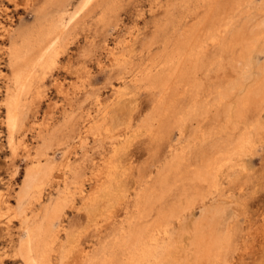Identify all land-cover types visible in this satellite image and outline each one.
<instances>
[{"label":"rangeland","instance_id":"1","mask_svg":"<svg viewBox=\"0 0 264 264\" xmlns=\"http://www.w3.org/2000/svg\"><path fill=\"white\" fill-rule=\"evenodd\" d=\"M34 1L36 6L44 2ZM25 2L19 0L17 10L10 1L0 2V25L12 30L21 21L33 22V12ZM216 2L222 4L224 0ZM71 3L69 12L78 9L74 22L60 38L55 62L40 83V92L28 112L26 130L20 135L23 145L34 153L44 129L48 127L54 133L49 154L56 171L42 198L47 201L61 193L65 204L63 229L57 233L49 254L51 263L81 264L82 252L95 253L98 259L106 251L107 258L114 257L113 263L106 260L108 264H124L125 257L114 241L126 237L125 230L131 227L127 219L135 213L133 199L138 192L156 198L152 199L151 213L179 206L185 195L196 197L180 220L168 224L172 230L166 242L169 250L159 251L145 264H198L196 250H203L205 243L199 239L201 235L208 236L212 244L202 259L204 264H264V101L257 113L247 111L229 120L223 109L222 113L214 111V96L219 88L241 79L244 89L258 77V71L255 67L245 69L241 62L203 63L195 78L202 88L191 87L193 82L189 80L176 79L170 93L165 94L161 86L151 87L142 75L149 67L153 74L160 72L161 65L153 68V64L173 50V36L169 35L164 43L161 35L151 38L154 25L166 18L164 8L158 5L173 4L171 7L176 9L178 0H123L117 17L103 20L101 7L93 2L83 8V0ZM241 3L231 6L223 20L232 28L242 25L248 33L264 15V0H251L248 6ZM201 11L204 7L199 8L200 14ZM64 21H69L68 17ZM195 21L194 18L188 24ZM212 52L209 50L207 55ZM238 52L239 47L234 46L231 53ZM263 59L259 54L258 60ZM242 91L236 87L231 91L228 102L232 106ZM247 136L249 142H245ZM225 139L245 145L241 152L230 154L225 165L212 168L206 180H190L193 170L224 154L217 151V146ZM0 140L5 143L4 136ZM170 142L176 145L170 148L166 144ZM21 147L14 157L5 145L0 147V192L9 204H15L26 166ZM176 155L181 156L178 163L173 160ZM202 194L214 216L210 214L197 231L191 221L199 216ZM9 217L5 208H0V264H20L9 246V240L17 238L19 222ZM208 257L211 262L207 259L205 263Z\"/></svg>","mask_w":264,"mask_h":264},{"label":"bare ground","instance_id":"2","mask_svg":"<svg viewBox=\"0 0 264 264\" xmlns=\"http://www.w3.org/2000/svg\"><path fill=\"white\" fill-rule=\"evenodd\" d=\"M3 1L4 0H0L1 3ZM6 1L12 2L15 7L19 4V0ZM25 1V7H29L33 12V22L26 24L21 21L20 26L12 30L5 28L4 25H0V138L4 136L5 140V143L0 140V147L2 148V145H5V148H7L11 156L14 157L18 153V148L22 145L21 148L24 150L26 158V166L22 174L23 177L15 194V204H9L7 199L3 197L4 194L0 192V208H5L8 216H10L8 220H11V218L18 219L20 229L17 238L9 240V246L11 247L10 251H12L14 257L20 260V264H52L49 254L53 243L57 241V233L60 229H63L61 217L63 204H65L61 193H58V195L55 193L57 196H54V198L50 197L47 201H44L42 198L46 185L52 181L54 170L56 171L55 161L49 154V150L53 144L54 133L52 130L48 131L49 128L46 127L44 129L46 130L44 134L40 135L42 137L41 143L36 147L34 153L30 151V148L23 145L24 142L20 135L26 130L29 122L28 112L33 108L32 103L40 92V83L47 70L50 69L55 62L57 47L60 45V38H62V35L68 31L69 27L74 22V14L78 9L75 12H69V6L72 4V0H44L39 6L35 5L37 1ZM250 1L251 0H224V3L219 4L216 0H178L176 9L171 7L173 4L164 5L161 3L158 5L164 8L166 18L161 24L154 25L151 39L153 40L158 35H161L164 38V43L168 39V36L171 35L174 37L172 41L173 50L170 55L166 58L164 57V61L161 60L162 62L160 61L153 64V68H156L157 64L161 65L162 68L160 72L153 74L151 72L152 67H149L147 71L146 69L148 67L144 70L146 73L142 76H144L146 83L148 81L151 87L161 86L165 94L170 93V87L173 85V80L176 79L179 81L185 79L189 80L193 82V85L190 83L191 87L194 86L197 89L199 86L202 88L195 78L198 70L203 66V63H206V66L215 62L220 63L223 60L231 64L233 62H241L245 69L255 67L259 74L258 77L252 84L250 82V85L248 84L249 86H244V89L241 88V79H238L237 82L234 80L235 82L233 85H227L221 89L219 88L214 96V111L222 113L220 111L223 109V113H225L226 116L228 115L227 120L231 119V116L232 118L233 116L241 117L244 113L246 114L247 111L257 113L264 101V59L262 61L258 60L259 54H262L264 57V15L252 25L248 33H245L242 25L238 24L236 28H232L230 24L228 25V23L225 22L227 11L231 6L236 7L242 4L241 2L247 4ZM91 2L101 7L100 20H103L111 16L117 17L118 9L123 3V0H83V4L79 6L83 8ZM193 2L195 3L193 4ZM200 7H204V11H201L202 14L199 13ZM18 8L19 7L15 9L17 10ZM180 9H182L181 13L177 15ZM66 17H68L69 21L63 22ZM194 18L197 21L189 25V21ZM223 18L225 19L223 20ZM5 42L7 44L3 45ZM234 46L239 47V52L237 55L235 54L236 58L235 55L231 53ZM209 50L213 51L211 56L207 55ZM247 73L250 72L248 71ZM252 78L255 77L253 76ZM169 82H171V84ZM235 87L236 90L243 91L242 94L235 99V105L232 106L228 102V98ZM202 90L203 89H201V91ZM184 91L188 90L184 89ZM196 93L193 94L196 95ZM189 95L191 94L189 93ZM201 96H199L200 99ZM194 100L196 99L194 98ZM172 107L173 105L171 104L169 108L172 109ZM169 108L166 107L165 109L168 110ZM241 137L244 138L243 136ZM248 139L249 137L247 136V139H244L245 142H247ZM228 140L225 139L222 141V145H216L218 147L217 151L221 150L220 152L223 151L224 154H221L217 159L214 158L210 160V162L201 168L198 166L199 169L192 171L190 180H206L212 168H217L221 166V164L225 165L228 157L231 156L230 154L241 152L243 149L242 147L245 145V143L243 145V142L240 141H238V143H231L228 142ZM166 144H168L170 148L176 145V143L173 142ZM230 144L231 147L228 146ZM226 145L227 147H223ZM178 155H176L175 158L173 157L175 163H178L181 158V156ZM187 155L189 154H185V156ZM173 165L174 163L172 166ZM66 166H68L70 169L69 171H71L70 165L66 164ZM63 175H65V173ZM162 177L164 176L162 175ZM162 177H160L159 180L161 183L163 182L161 180ZM63 178L65 179L66 177ZM59 179L57 180L59 181ZM54 186L57 187L58 185ZM59 188H55V191ZM195 193L198 195L200 194L198 192ZM186 196L187 195H185L183 199L184 202H180L179 206L174 205V207L169 208H163L162 206L163 209L156 213L154 211V213H151L152 210L149 208H151L152 199L156 200V198L154 196L149 197L146 193H135V198L133 199L135 213L130 218L128 216L127 219V224L131 225V227L129 230H125L126 237H122L121 239L115 238L114 241V245H118L121 253L125 257L124 264H145L150 262L159 251L164 250L167 252L169 250V245L166 242L171 238L170 235H172V230L168 228V224L178 219L180 220L183 212L186 209L188 210L192 205L194 201H192V199L196 198L195 196L190 198L189 196L191 195H189L188 198H186ZM199 197L201 200L199 203V216L197 219L191 221L197 231H199V228L206 222L208 216L212 214L213 209L211 206H205L203 194ZM159 207L161 206H158V208ZM152 214H155V216L153 217ZM149 217L151 221H149ZM1 222L2 221H0V223ZM7 229L6 227V230ZM201 234L202 233L199 235ZM199 239L205 243L203 245V250H196L198 254L196 257H199V262L204 264L202 263V259L205 254H208L207 250L212 244L210 241H207L208 236L206 235H201ZM217 243L218 242H216V244ZM118 247L116 249H118ZM218 251L216 253H219ZM105 252L103 251L98 259H96L97 255L95 253L90 254L88 252H82L81 264H106L107 261L113 263L114 257L107 258ZM113 252L115 253V249ZM113 252L111 253L113 254ZM213 256L215 258V255ZM211 258L213 259V257ZM207 259H209V257L206 258L205 263ZM208 261L211 262V259Z\"/></svg>","mask_w":264,"mask_h":264}]
</instances>
